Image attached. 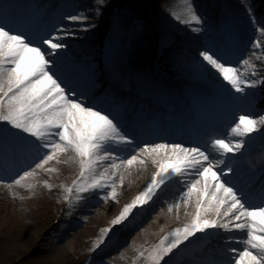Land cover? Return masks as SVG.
Listing matches in <instances>:
<instances>
[{"label": "snow or ice", "instance_id": "6c2138e0", "mask_svg": "<svg viewBox=\"0 0 264 264\" xmlns=\"http://www.w3.org/2000/svg\"><path fill=\"white\" fill-rule=\"evenodd\" d=\"M213 7L183 0V14L171 13L195 33L186 39L197 46L188 49L160 28L155 44L164 63L157 69L133 59L147 22L108 0L86 7L0 0V185L51 189L40 173L57 172L51 162L64 157L78 165L75 178L60 185L71 214L89 195L118 203L125 174L151 168L90 251L175 181L167 210L183 206L185 219L161 226L163 234L137 248L134 260L264 264V153L244 161L256 137L264 143V108L254 91L264 86V19L246 5L255 39L245 41L234 15ZM101 28L96 44L90 34ZM164 69L186 77L187 89L169 83Z\"/></svg>", "mask_w": 264, "mask_h": 264}, {"label": "rangeland", "instance_id": "374dc122", "mask_svg": "<svg viewBox=\"0 0 264 264\" xmlns=\"http://www.w3.org/2000/svg\"><path fill=\"white\" fill-rule=\"evenodd\" d=\"M243 6L251 3L243 1ZM34 190V189H33ZM24 187H19L13 190V193L18 192L12 201H0V264H18V261L23 260L29 264H68V260L63 257L60 260L55 259V254H42L41 258L27 259L31 256L29 253L34 252L35 255L43 249V234L40 223L37 219L38 209L22 208L21 205H15L20 201L22 196L28 193H33ZM39 209L48 215V208L51 206V201L44 196L38 199ZM35 204L33 203V206ZM16 208L19 211H15ZM94 224V222H92ZM87 231L77 234L68 240L66 243L71 248L85 245ZM46 246H44L45 248ZM51 248L47 245L45 249ZM52 249V248H51ZM75 254L74 262L77 263L78 255ZM26 256V258H24ZM31 260V262H30Z\"/></svg>", "mask_w": 264, "mask_h": 264}, {"label": "bare ground", "instance_id": "6f19581e", "mask_svg": "<svg viewBox=\"0 0 264 264\" xmlns=\"http://www.w3.org/2000/svg\"><path fill=\"white\" fill-rule=\"evenodd\" d=\"M257 2H258V6L262 5V1L261 0H257L256 3ZM259 10H261V7H260ZM178 11H179V9H178ZM180 13H181V15L183 14V10L182 9L180 10ZM133 172H134L133 176H130L129 179H128V185L131 182L132 183L131 186L134 187L136 185V187H137V186L141 185L145 181V179H147L146 178L147 176H145L146 173L148 175V171L147 170H146V173L145 172H138V170H135V171L133 170ZM127 188L129 189L128 186H127Z\"/></svg>", "mask_w": 264, "mask_h": 264}]
</instances>
